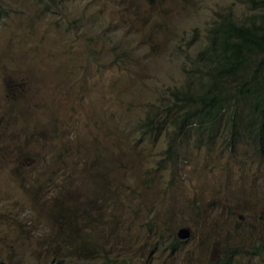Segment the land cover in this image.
Returning a JSON list of instances; mask_svg holds the SVG:
<instances>
[{
  "label": "rangeland",
  "instance_id": "rangeland-1",
  "mask_svg": "<svg viewBox=\"0 0 264 264\" xmlns=\"http://www.w3.org/2000/svg\"><path fill=\"white\" fill-rule=\"evenodd\" d=\"M0 3V264H264V152L138 127L245 0Z\"/></svg>",
  "mask_w": 264,
  "mask_h": 264
},
{
  "label": "trees",
  "instance_id": "trees-1",
  "mask_svg": "<svg viewBox=\"0 0 264 264\" xmlns=\"http://www.w3.org/2000/svg\"><path fill=\"white\" fill-rule=\"evenodd\" d=\"M245 1L252 11L239 20L229 11L216 14L182 83L138 121L142 133L165 130L169 161L175 139H190L193 146L219 140L232 148L242 142L264 152V0ZM4 13L0 3V20ZM177 241L173 237L170 245Z\"/></svg>",
  "mask_w": 264,
  "mask_h": 264
},
{
  "label": "clouds",
  "instance_id": "clouds-1",
  "mask_svg": "<svg viewBox=\"0 0 264 264\" xmlns=\"http://www.w3.org/2000/svg\"><path fill=\"white\" fill-rule=\"evenodd\" d=\"M178 231H179V233H178ZM182 233L187 234V229L185 227H181V228L179 227L176 229L175 237L177 240L183 238V236L180 235ZM260 246H261V248H260ZM262 246H263V248H262ZM261 249H264V239L259 245L254 247L255 252H257ZM233 252H234V249L228 248V249H226V252L223 254L222 257L216 259L215 261L208 262L207 264H233V262H232Z\"/></svg>",
  "mask_w": 264,
  "mask_h": 264
},
{
  "label": "water",
  "instance_id": "water-1",
  "mask_svg": "<svg viewBox=\"0 0 264 264\" xmlns=\"http://www.w3.org/2000/svg\"><path fill=\"white\" fill-rule=\"evenodd\" d=\"M178 233H179V231H178ZM181 236H183L184 235V233H182V234H180Z\"/></svg>",
  "mask_w": 264,
  "mask_h": 264
}]
</instances>
